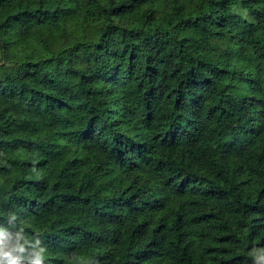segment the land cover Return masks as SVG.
<instances>
[{
  "label": "trees",
  "instance_id": "1",
  "mask_svg": "<svg viewBox=\"0 0 264 264\" xmlns=\"http://www.w3.org/2000/svg\"><path fill=\"white\" fill-rule=\"evenodd\" d=\"M0 264H264V0H0Z\"/></svg>",
  "mask_w": 264,
  "mask_h": 264
},
{
  "label": "rangeland",
  "instance_id": "2",
  "mask_svg": "<svg viewBox=\"0 0 264 264\" xmlns=\"http://www.w3.org/2000/svg\"><path fill=\"white\" fill-rule=\"evenodd\" d=\"M159 84H160V85L163 84V80H162V79L159 80Z\"/></svg>",
  "mask_w": 264,
  "mask_h": 264
}]
</instances>
